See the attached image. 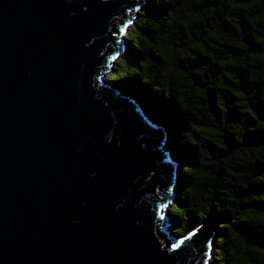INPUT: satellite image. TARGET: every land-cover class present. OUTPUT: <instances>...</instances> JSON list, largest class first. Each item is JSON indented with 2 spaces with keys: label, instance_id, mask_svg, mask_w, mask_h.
Here are the masks:
<instances>
[{
  "label": "water",
  "instance_id": "obj_1",
  "mask_svg": "<svg viewBox=\"0 0 264 264\" xmlns=\"http://www.w3.org/2000/svg\"><path fill=\"white\" fill-rule=\"evenodd\" d=\"M142 3L0 0V264H210L166 124L105 77Z\"/></svg>",
  "mask_w": 264,
  "mask_h": 264
},
{
  "label": "trees",
  "instance_id": "obj_2",
  "mask_svg": "<svg viewBox=\"0 0 264 264\" xmlns=\"http://www.w3.org/2000/svg\"><path fill=\"white\" fill-rule=\"evenodd\" d=\"M134 13L108 80L166 124L174 201L218 229L210 264H264V0H144Z\"/></svg>",
  "mask_w": 264,
  "mask_h": 264
},
{
  "label": "rangeland",
  "instance_id": "obj_3",
  "mask_svg": "<svg viewBox=\"0 0 264 264\" xmlns=\"http://www.w3.org/2000/svg\"><path fill=\"white\" fill-rule=\"evenodd\" d=\"M112 68L105 75L106 79H108L109 77L111 79L115 78L119 80L124 70L123 64L120 66L119 71H116L115 69ZM172 204H173L172 210L176 218V223L172 224L173 233H175L177 236H183L186 233H188L189 230L197 227L200 221L197 218H195L192 214L184 210V205L181 201H174L172 202Z\"/></svg>",
  "mask_w": 264,
  "mask_h": 264
},
{
  "label": "snow or ice",
  "instance_id": "obj_4",
  "mask_svg": "<svg viewBox=\"0 0 264 264\" xmlns=\"http://www.w3.org/2000/svg\"><path fill=\"white\" fill-rule=\"evenodd\" d=\"M190 235H195V233H192V234H190ZM182 243V242H181ZM177 247V245H173V248H176Z\"/></svg>",
  "mask_w": 264,
  "mask_h": 264
}]
</instances>
